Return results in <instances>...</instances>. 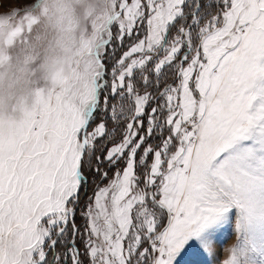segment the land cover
Wrapping results in <instances>:
<instances>
[{"label":"snow or ice","instance_id":"1","mask_svg":"<svg viewBox=\"0 0 264 264\" xmlns=\"http://www.w3.org/2000/svg\"><path fill=\"white\" fill-rule=\"evenodd\" d=\"M95 58L0 122V264H186L233 221L222 264H264V0H117Z\"/></svg>","mask_w":264,"mask_h":264},{"label":"clouds","instance_id":"2","mask_svg":"<svg viewBox=\"0 0 264 264\" xmlns=\"http://www.w3.org/2000/svg\"><path fill=\"white\" fill-rule=\"evenodd\" d=\"M116 3L17 0L0 11V122L18 123L57 98L75 101L83 93Z\"/></svg>","mask_w":264,"mask_h":264},{"label":"rangeland","instance_id":"3","mask_svg":"<svg viewBox=\"0 0 264 264\" xmlns=\"http://www.w3.org/2000/svg\"><path fill=\"white\" fill-rule=\"evenodd\" d=\"M13 6H17V0H3V7H0V11H7L10 7ZM112 31H113V36L115 37L118 31V26L113 25ZM117 48H119V50L116 52L117 57L121 54L123 50H126V48H120L119 45H117ZM105 63L110 69L112 66L111 61H105ZM169 82H171V80H169ZM111 127L112 125L111 123H109L108 129L111 130ZM109 177H112V172H109ZM106 183L107 181L102 182L101 186H103ZM93 188L94 185L90 186L87 190L81 193L82 200L84 196L92 195ZM76 223L78 226H81L83 224V221L80 218L79 214L76 217ZM236 244H237V236L234 231V221H233L232 223L218 230L217 233L215 234V241L212 245L214 255H207L204 258L199 259L197 261H188L186 262V264H222L224 260L229 258L230 252L228 250L231 249Z\"/></svg>","mask_w":264,"mask_h":264}]
</instances>
